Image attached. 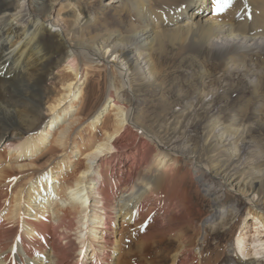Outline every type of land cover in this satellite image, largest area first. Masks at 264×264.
Instances as JSON below:
<instances>
[{
    "label": "bare ground",
    "instance_id": "bare-ground-1",
    "mask_svg": "<svg viewBox=\"0 0 264 264\" xmlns=\"http://www.w3.org/2000/svg\"><path fill=\"white\" fill-rule=\"evenodd\" d=\"M60 1L69 4L67 11L54 16L66 31L52 16L53 3ZM75 1L0 0V264H115L122 242L116 227L145 223L151 225L155 248L177 243L164 263L216 264L219 255L208 252L207 235L194 228L189 194L181 192L183 163L205 194L208 178L225 198L234 191L247 201L248 213L258 221L250 225L257 235H238L236 244L242 251L241 243L250 239L254 245L243 256L257 252L264 258V212L258 208L264 170L241 163L246 141L237 136L239 129L214 128L212 155L204 162L195 148L179 146L184 137L165 143L137 119L140 88L153 74L151 53L162 36L180 31L197 43L252 52L257 45L264 51V35L242 36L194 11L208 1L213 9L216 0H108L103 5L83 0L93 12ZM257 3L264 9V0ZM181 8L189 14L169 23ZM254 23L264 27V16ZM126 24L131 35L121 36ZM164 24L171 27L157 29ZM256 60L262 75L254 90L259 92L264 53ZM88 68L98 70L95 75L105 82L104 109L98 105L85 117L78 109L67 121L68 109L85 103L86 90L80 91L78 82L90 81ZM42 112L51 121L41 131L36 123L42 125ZM218 197L211 201L213 209L223 202ZM230 211L214 210V229L226 225ZM237 261L260 264L251 258Z\"/></svg>",
    "mask_w": 264,
    "mask_h": 264
},
{
    "label": "rangeland",
    "instance_id": "rangeland-1",
    "mask_svg": "<svg viewBox=\"0 0 264 264\" xmlns=\"http://www.w3.org/2000/svg\"><path fill=\"white\" fill-rule=\"evenodd\" d=\"M107 1L102 0L101 4ZM257 1L227 0L226 3L215 6L213 9L208 1L201 6V9H198V6L194 7V11L200 14L206 13L203 17L210 19L214 17L219 22L227 24L234 33L245 35L248 38L259 37L258 35H264V31H260V29L264 30V27L254 23V20L264 16L262 14L264 9L259 8L260 4ZM78 2L77 4L75 1L82 9L91 12L95 9L92 4L84 3L83 0H78ZM259 2L261 3V0ZM68 5L67 2H54L52 16L58 11H61L60 14L64 16ZM187 9H179L178 15L172 19L173 22L169 23L176 24L179 19L186 17L189 14ZM53 18L58 24L57 27L63 29V25L55 20V16ZM14 24L19 28L20 22H14ZM255 24L259 27H255ZM134 25H138V22L135 21L132 26ZM169 25L164 24L157 29H169L171 27ZM131 27L126 24L125 28L119 29L121 36L131 35ZM255 29H259L261 33L256 32ZM257 46H254L256 49L254 48L252 52L246 49L230 51L222 44L211 45L209 41L197 43L189 35L185 36V33L180 31L162 36L151 53V62L155 67L153 74L150 79L146 78L144 85L140 88L141 102L137 111V119L145 128L160 136L165 143L178 136L184 137L179 146L195 148L196 156L204 162L205 160L209 162L210 159L206 158L212 155L209 150V139L217 133L213 129L238 128L237 136L239 135L246 141V144L242 145L243 149H240V156L243 159L241 163L249 162L255 170H264V80L261 84L262 91L255 92L254 90V86L260 84L262 75L261 65L256 58L262 56L264 51L261 47L258 49ZM87 71L91 76L90 81L87 80L88 83H85L87 81L81 79L78 82L80 91L86 90L85 103L70 107L69 114L66 116L67 121L71 117L74 118L78 109L81 110L82 117L98 105L104 109L100 101L105 93V82L103 78H99V75H95L99 74L98 70L88 68ZM45 86L49 87V82ZM58 88H60L59 84L56 85V89ZM104 115H107V110ZM105 117L107 118L104 116L102 121ZM42 118V125L41 120L36 123L41 131L45 130L44 126L49 125L51 121V118L44 112H42ZM50 146L49 142L43 149L47 151ZM44 150L39 155L44 154ZM181 161L186 160L181 159ZM70 165L74 166V164ZM181 166L183 174L186 175V183L181 187V192L186 191L187 195L189 194L190 215L194 221V228L197 232L200 231L207 235L205 247L208 252L211 255H219L216 264H243L237 259L243 261L250 258L257 259L258 263L264 264V258L257 255V252L251 253L249 257L243 256L244 250L252 249L254 245L248 244L250 239L241 243L244 247L242 251L238 250L239 246L236 244L238 235L244 234L251 237L257 235L250 225L258 221L248 213H251V206L247 201L234 191L228 192L225 198L219 184L208 178H206V185L210 187V194H205L192 180L190 175L193 173L189 165L183 163ZM217 196L219 199L221 197L220 200L223 202L213 209L210 204L212 200L217 199ZM259 200L258 208L264 212V196H259ZM222 207L224 210H231L226 218V225H219L214 229L218 222L214 218L218 215L214 213V210L220 211ZM116 230L121 232L120 242H122L115 254L113 261L115 264H170L168 261L164 263V260L177 243L170 241L169 246L155 248L156 238L153 237L152 240L150 237L152 231L150 224L145 223L137 227L126 224L116 227ZM188 232L192 235L193 231L188 230Z\"/></svg>",
    "mask_w": 264,
    "mask_h": 264
},
{
    "label": "snow or ice",
    "instance_id": "snow-or-ice-1",
    "mask_svg": "<svg viewBox=\"0 0 264 264\" xmlns=\"http://www.w3.org/2000/svg\"><path fill=\"white\" fill-rule=\"evenodd\" d=\"M227 0H216L217 5H222L223 3H226Z\"/></svg>",
    "mask_w": 264,
    "mask_h": 264
}]
</instances>
